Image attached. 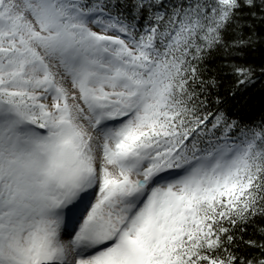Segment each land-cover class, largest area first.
<instances>
[{
  "label": "snow or ice",
  "instance_id": "1",
  "mask_svg": "<svg viewBox=\"0 0 264 264\" xmlns=\"http://www.w3.org/2000/svg\"><path fill=\"white\" fill-rule=\"evenodd\" d=\"M0 264H264V0H0Z\"/></svg>",
  "mask_w": 264,
  "mask_h": 264
},
{
  "label": "trees",
  "instance_id": "2",
  "mask_svg": "<svg viewBox=\"0 0 264 264\" xmlns=\"http://www.w3.org/2000/svg\"><path fill=\"white\" fill-rule=\"evenodd\" d=\"M255 103H256L257 105H259V98H257V100L255 101Z\"/></svg>",
  "mask_w": 264,
  "mask_h": 264
}]
</instances>
